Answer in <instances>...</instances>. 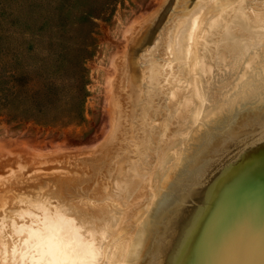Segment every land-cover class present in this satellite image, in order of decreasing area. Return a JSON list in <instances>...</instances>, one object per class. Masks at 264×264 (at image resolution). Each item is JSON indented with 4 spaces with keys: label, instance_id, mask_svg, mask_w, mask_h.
I'll use <instances>...</instances> for the list:
<instances>
[{
    "label": "rangeland",
    "instance_id": "374dc122",
    "mask_svg": "<svg viewBox=\"0 0 264 264\" xmlns=\"http://www.w3.org/2000/svg\"><path fill=\"white\" fill-rule=\"evenodd\" d=\"M0 30V264H185L233 164L264 204V0H0ZM246 219L219 250L264 264Z\"/></svg>",
    "mask_w": 264,
    "mask_h": 264
},
{
    "label": "bare ground",
    "instance_id": "6f19581e",
    "mask_svg": "<svg viewBox=\"0 0 264 264\" xmlns=\"http://www.w3.org/2000/svg\"><path fill=\"white\" fill-rule=\"evenodd\" d=\"M230 108H232V107H230ZM263 148L264 147L253 148L254 154H256L255 156H257L259 158L264 157V149ZM23 149H25V148H23ZM251 154H252V152H251ZM238 167H239L238 164H233L231 170L229 172H227L223 176L221 181H219L217 183V185L220 183L221 194L220 193L219 194H212L211 191L216 184H214L213 187L210 189V191H208L209 195L207 196V199L210 201V203L212 205L211 207H209V209L214 211V213L216 215L215 217H211L212 213H211V211H208L207 213H208L209 217H207V219L204 221H202V217H201V223L199 225H197L196 227L190 225V217L185 218L183 220H180L181 222H179L178 230L173 235L175 237L171 240V242H170L171 246L168 249V252H169V250H171L169 255H172L173 259L176 260L178 258L179 261L181 259V260L185 261V264H188V262H190V260H192V259L194 260V258H195L194 251L202 250L200 252V254L202 256L204 255L203 257L206 256L205 258L209 257L208 260L210 258H212L210 260H213V262L215 264H234L232 262L231 258L229 257V252L220 251L219 248L223 245H227L230 247V246H232L231 244H232V242H234L235 239H240L239 234H238L239 229H241L243 227H248L250 224V222L246 219V217H248V216L257 217V220L254 222L255 225H261V223L264 224V204L257 205L256 207L251 209V207L244 204V203H246L247 199H245V198H247V196L242 198V197L237 196V194L235 193L237 190L241 189V187H242V184L240 182V178H239V182H237V183L235 180V178L237 176L235 170ZM246 175H250L248 172V168L246 170ZM242 177H244V176L242 175ZM248 181H249V183H254L253 176L250 177V179ZM259 182L261 183L260 187L264 188V177ZM250 187H251V185H250ZM244 190H246V189H244ZM182 200H183L182 198L178 197L177 199L174 200V202H176V203H174V205L182 202ZM177 201H178V203H177ZM169 204L170 205H167L166 207H164L165 212L168 210V208L170 206H174V205H172V203H169ZM172 209H174V208H172ZM175 209H176V207H175ZM177 210H180V209H177ZM179 216H181V215H179ZM171 219H174V218H171ZM158 221H161V220H158ZM149 227H148V229H149ZM166 227H167V224H166ZM162 230H163V228H162ZM143 233L141 236H143ZM221 234L223 236H221ZM245 235L247 237L250 236L249 234H245ZM211 236H214L215 246H210L211 241H212ZM195 241H200L202 243L199 245L198 244L194 245L193 242H195ZM159 247H158V249H159ZM209 249H215L213 256H209L207 254Z\"/></svg>",
    "mask_w": 264,
    "mask_h": 264
},
{
    "label": "trees",
    "instance_id": "16d2710c",
    "mask_svg": "<svg viewBox=\"0 0 264 264\" xmlns=\"http://www.w3.org/2000/svg\"><path fill=\"white\" fill-rule=\"evenodd\" d=\"M56 1V0H55ZM58 11L55 2V12ZM23 31L19 30H0V42L18 43L23 39Z\"/></svg>",
    "mask_w": 264,
    "mask_h": 264
}]
</instances>
